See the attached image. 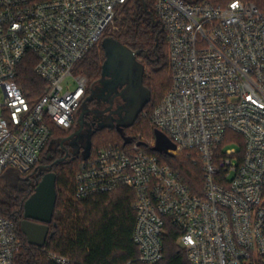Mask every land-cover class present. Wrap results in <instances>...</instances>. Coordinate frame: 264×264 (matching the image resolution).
<instances>
[{
	"label": "built area",
	"instance_id": "built-area-1",
	"mask_svg": "<svg viewBox=\"0 0 264 264\" xmlns=\"http://www.w3.org/2000/svg\"><path fill=\"white\" fill-rule=\"evenodd\" d=\"M130 1L0 0V179L9 169L30 175L54 130H71L89 84L77 67ZM151 1L172 83L152 124L176 146L171 156H196L202 194L144 142L91 151L73 200L134 191L139 255L126 264L160 263L169 226L191 264H264V12L243 0ZM28 57L44 83L31 93L20 81ZM20 247L15 222L0 218V264H16Z\"/></svg>",
	"mask_w": 264,
	"mask_h": 264
},
{
	"label": "trees",
	"instance_id": "trees-1",
	"mask_svg": "<svg viewBox=\"0 0 264 264\" xmlns=\"http://www.w3.org/2000/svg\"><path fill=\"white\" fill-rule=\"evenodd\" d=\"M149 10L153 12L151 0H145ZM213 3H224L227 0H210ZM254 3L264 12V0H243ZM156 18V17H155ZM117 28L106 38L114 39L134 52H140V59L150 74H145L144 84L151 93L150 102L143 111L145 118L139 115L132 127L119 131L116 128L97 129L93 133L90 151L103 147H93L94 140L108 133L110 143L116 142L110 134L119 139L118 145L124 146L125 137L131 138V144H139L136 137L129 136V129L137 125L145 126L143 134L155 140L156 127L152 124V114L171 88V80L167 76L169 67V48L166 36L161 32V25L155 23L152 17L143 9L139 0H131L120 9L116 18ZM105 38V39H106ZM157 40L159 41L157 43ZM104 41V40H103ZM106 60L103 42L93 49L78 65L76 73L85 76L89 82L98 80ZM28 57L20 68V81L26 93L32 88H43L33 72L34 63ZM37 86V87H36ZM42 90V89H41ZM40 94V91L37 95ZM90 91L87 92V96ZM154 95H159L153 98ZM149 126L150 129H149ZM73 125L72 130L77 129ZM148 128V129H147ZM140 130V129H139ZM141 131V130H140ZM68 133L54 130L53 138L41 157V162L30 175L23 176L13 169L6 171L0 179V218L15 222L21 247L16 254V264H57L50 256L56 255L69 259L70 264H126L139 255L133 242V233L137 213L136 194L128 187H119L110 193L99 194L83 202H75V177L79 162L84 159H68L54 164L60 154L50 150L52 143L60 141ZM129 144V145H131ZM147 146V150L159 157L171 168L178 171L194 194H202L203 173L193 155L183 153L181 156L159 154ZM75 163L77 166L74 168ZM52 166L51 172L57 176V204L50 233L44 248H38L28 243L21 230L24 219V206L34 195L36 188L46 174L43 167ZM71 166H73L71 168ZM69 167L67 172L66 168ZM37 171V172H36ZM36 172V173H35ZM72 197V199H71ZM79 203V204H76ZM178 232L171 226L164 238L165 257L158 264H191L187 253L177 245Z\"/></svg>",
	"mask_w": 264,
	"mask_h": 264
},
{
	"label": "water",
	"instance_id": "water-1",
	"mask_svg": "<svg viewBox=\"0 0 264 264\" xmlns=\"http://www.w3.org/2000/svg\"><path fill=\"white\" fill-rule=\"evenodd\" d=\"M143 6V9L152 17L155 23H159L145 0H139ZM161 32L164 29L161 28ZM159 41L157 40V43ZM103 47L106 53V60L102 67L103 76L112 77V86L116 90L119 87L126 85L128 95L122 97L129 102V108L126 110L127 116L124 119L123 128H129L134 125L139 115L150 102L151 93L147 87L143 84V76L145 72V66L139 61L141 55L140 52H134L120 42L106 38L103 41ZM93 95L86 99L82 106V113L77 120L80 130L84 125V117L87 114L86 107L88 102H91L94 98ZM114 128L112 125L103 126L100 125L99 129ZM119 131L120 127H117ZM80 130L72 135V137L78 135ZM124 146L132 143V139L125 137ZM140 146H144V142L139 143ZM152 150L159 154L172 155L170 151H175L176 146L172 141L161 131H155V145ZM90 147L84 154V159H87L90 155ZM52 166L43 167V171L46 174L43 176L41 182L35 190L34 195L26 202L24 206V219L21 222V230L26 236L30 245L38 248H44L50 233V225L53 222L57 204V189L56 181L57 176L51 172ZM37 172V171H36ZM35 172V173H36Z\"/></svg>",
	"mask_w": 264,
	"mask_h": 264
},
{
	"label": "flooded vegetation",
	"instance_id": "flooded-vegetation-1",
	"mask_svg": "<svg viewBox=\"0 0 264 264\" xmlns=\"http://www.w3.org/2000/svg\"><path fill=\"white\" fill-rule=\"evenodd\" d=\"M139 61L143 64L140 58ZM145 73L146 67L143 76V84ZM111 80V76L107 75L104 77L102 72L98 80L92 83L89 82L85 101L87 98L93 95V92L95 94L92 101L88 102L87 104V114L84 117V125L81 130L79 125L77 129L72 131L69 130L67 132L68 134L64 136L60 141L51 144V146L49 147L50 150L54 149L60 154V157L54 162V164L62 163L68 159H80L82 156H84L88 147H90V143L92 142V139L94 137L93 133L97 129H99L100 125H112L116 129L117 127H120V129H124L123 124L125 123L124 119L127 116L126 110L129 108V102H127L125 98L122 97V94L126 96L128 95V92L127 90L125 91L126 85L114 90ZM88 91H90L89 96H87ZM82 106L78 111V118L83 111ZM142 113L143 111L141 112V114ZM77 120L75 124H78ZM79 130L80 133L72 137V135Z\"/></svg>",
	"mask_w": 264,
	"mask_h": 264
},
{
	"label": "rangeland",
	"instance_id": "rangeland-1",
	"mask_svg": "<svg viewBox=\"0 0 264 264\" xmlns=\"http://www.w3.org/2000/svg\"><path fill=\"white\" fill-rule=\"evenodd\" d=\"M114 30H116V28H117V24L115 23L114 24ZM113 30V31H114ZM145 74H147V75H149L150 74V72H149V70H147L146 69V73ZM167 76H168V78L171 80V77H170V71H169V68H168V70H167ZM157 95H154L153 96V98L155 99V98H157L156 97ZM145 126H143V125H137V126H134L133 128H131V129H129V131H128V134H129V136H132V137H136L137 139H139L140 141H143V142H145V143H147V144H154L155 143V140H151V139H149L148 137H146L144 134H143V128H144ZM150 127L151 126H149V129H150ZM146 128V127H145ZM141 131H140V130ZM148 129V128H147ZM107 136H108V133H104L103 135H100V136H98L95 140H94V145H93V147H107V146H110V145H118V143L120 142L119 141V139L116 137V135L115 134H110V136L112 137V139L113 140H115L116 142H114V143H110V141H108V139H107ZM234 146L235 145H226V147L227 148H234ZM183 154V153H182ZM182 154H179L178 156H181ZM188 154V153H187ZM189 155V154H188ZM194 156V155H193ZM194 159H196V156H194ZM77 166V164L75 163V165H74V168ZM73 166H71V168H72ZM66 170H67V172L69 171V167L68 168H66ZM71 199H72V197H71ZM76 204H79V203H76Z\"/></svg>",
	"mask_w": 264,
	"mask_h": 264
}]
</instances>
